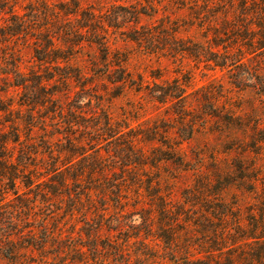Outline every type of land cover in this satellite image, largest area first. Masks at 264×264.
<instances>
[{"label":"rangeland","instance_id":"1","mask_svg":"<svg viewBox=\"0 0 264 264\" xmlns=\"http://www.w3.org/2000/svg\"><path fill=\"white\" fill-rule=\"evenodd\" d=\"M255 20L228 0H0V264H264Z\"/></svg>","mask_w":264,"mask_h":264},{"label":"trees","instance_id":"2","mask_svg":"<svg viewBox=\"0 0 264 264\" xmlns=\"http://www.w3.org/2000/svg\"><path fill=\"white\" fill-rule=\"evenodd\" d=\"M228 4L233 9L234 18H236L237 21H243L244 19H247L248 17H249V19H252V20H255V19L260 20L261 18L264 19V4L259 5V3L252 1V0H250V2L248 0H238V9L234 8L233 0H228ZM236 11L238 12V14L236 13ZM257 26L262 31L261 33H263L262 37H264V26H261V25H257ZM75 35H77V33L72 34L71 39H73V37ZM96 43L99 45L100 51L102 52V54L104 56L106 53V49L104 48V46H105L104 43L102 41H98V40L96 41ZM171 43L174 44L172 46V49L174 51H177V52L182 51L185 53H189L191 55H192V52H194L195 54L198 52V50L192 51L191 49H188L187 47H185V42L171 41ZM55 53H56V51L53 52V54H55ZM219 64H222V63H219ZM16 76H19V73H16ZM117 80L119 81V79H117ZM18 85L23 86V81L21 83H19ZM159 92H160V95H158V96L156 95V99L159 100L160 102H164L165 101L164 97L170 95V93H168L167 91H164V90H160ZM173 92L175 94H179L178 96H181V94H180L181 90L180 89H175V91H173ZM171 94H173V93H171ZM100 130H103V131H101V134H102V132H104V134L107 136V138H113V137H116V135H117L116 131L113 135L110 134V127H108L107 124L105 125V127H103V129H100ZM89 137H92L91 138L92 141L95 140V137L90 136V134H89ZM99 139H101V137ZM115 139H117V137ZM92 141L89 142V144H93V145L91 148H88V150H92V152H94V153L99 152L101 147H96L99 145V143L94 144ZM124 147L127 149V151H133L134 150V139L129 138V140L127 141V144ZM79 148H81V147L76 148L74 152H79ZM79 154L82 155L84 153H79ZM123 157L125 158V155ZM127 160L129 162H131V161L134 162L133 160H135V159L130 160L129 157L127 156ZM52 173L57 175V176H55L57 178V181H55L56 179L53 180V181H55L54 182L55 184L65 185V186L67 185L66 183H68V179L65 178V173L63 171L61 172L60 169L58 167H56V169L52 170ZM8 244H9V241L6 243V245H8ZM10 245H11V242H10ZM36 246H38V245H36Z\"/></svg>","mask_w":264,"mask_h":264}]
</instances>
